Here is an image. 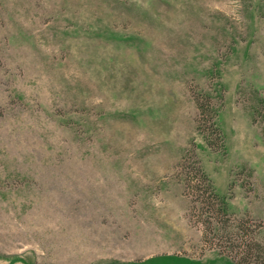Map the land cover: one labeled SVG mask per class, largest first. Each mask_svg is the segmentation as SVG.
Segmentation results:
<instances>
[{
    "label": "rangeland",
    "instance_id": "1",
    "mask_svg": "<svg viewBox=\"0 0 264 264\" xmlns=\"http://www.w3.org/2000/svg\"><path fill=\"white\" fill-rule=\"evenodd\" d=\"M240 220L264 244V0H0V264H238Z\"/></svg>",
    "mask_w": 264,
    "mask_h": 264
},
{
    "label": "trees",
    "instance_id": "2",
    "mask_svg": "<svg viewBox=\"0 0 264 264\" xmlns=\"http://www.w3.org/2000/svg\"><path fill=\"white\" fill-rule=\"evenodd\" d=\"M199 103V108L202 113H206L210 111L211 115L214 114L215 109L209 105L210 103L207 100L203 103ZM215 115V114H214ZM215 131L217 127L214 126ZM220 129V128H219ZM196 172V176L191 180L192 188L195 193L199 194V197L202 199V203L208 208V212H210L209 219L203 220L204 224L208 227L211 226L212 218H216L217 221L223 222L222 216L227 215V201L224 197H222L213 187V184L210 182V179L206 174H203L202 177L198 175ZM208 180L207 188H202V182L204 180ZM209 187V188H208ZM212 188V189H211ZM210 189V190H209ZM214 202H218L220 206L218 208L215 207ZM247 228H245V224L243 220H240L236 225L235 230L225 229L226 234L220 237L223 239L221 242H225L226 245L223 246V251L227 248L230 251L228 254L230 258L237 259L238 264H264V244L251 237L250 232H245ZM249 235V236H248ZM222 244V243H221ZM235 256V257H234ZM169 261V260H168ZM176 261V260H175ZM184 260H179L177 262H183ZM188 262V261H187ZM191 263V262H190ZM154 264H165L163 261H159ZM194 264V263H192ZM197 264V263H195Z\"/></svg>",
    "mask_w": 264,
    "mask_h": 264
}]
</instances>
